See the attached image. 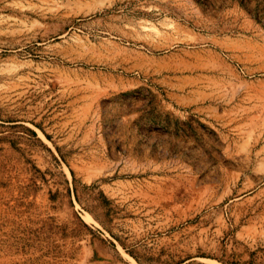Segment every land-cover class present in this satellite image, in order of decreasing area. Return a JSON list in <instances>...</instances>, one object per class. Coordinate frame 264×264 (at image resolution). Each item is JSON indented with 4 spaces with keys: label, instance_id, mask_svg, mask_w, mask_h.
Listing matches in <instances>:
<instances>
[{
    "label": "rangeland",
    "instance_id": "obj_1",
    "mask_svg": "<svg viewBox=\"0 0 264 264\" xmlns=\"http://www.w3.org/2000/svg\"><path fill=\"white\" fill-rule=\"evenodd\" d=\"M0 264H264V0H0Z\"/></svg>",
    "mask_w": 264,
    "mask_h": 264
}]
</instances>
